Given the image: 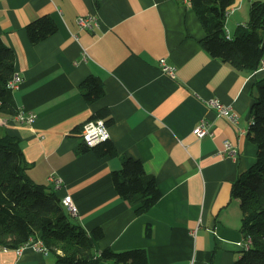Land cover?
<instances>
[{"label":"crops","instance_id":"obj_1","mask_svg":"<svg viewBox=\"0 0 264 264\" xmlns=\"http://www.w3.org/2000/svg\"><path fill=\"white\" fill-rule=\"evenodd\" d=\"M251 1L228 7L229 35L246 22ZM42 15L57 28L32 43L25 26ZM80 15L96 16L98 25L80 28ZM0 35L21 77L12 90L16 105L35 113L32 123L0 115V125L21 139L29 177L61 199L69 195L86 231L101 228L97 253L143 248L147 264H233L243 234L231 187L256 159L248 127L264 67L240 70L203 49L205 30L189 0H0ZM160 57L175 66L173 76L161 70ZM89 75L104 87L92 102L81 93ZM209 98L237 112V121L218 116ZM100 107L109 111L117 155L81 149L78 130ZM202 118L211 133L197 137L192 129ZM225 139L236 157L219 151ZM122 156L141 160L156 178L161 195L144 213L115 190L111 173ZM54 259L30 245L0 247V264Z\"/></svg>","mask_w":264,"mask_h":264},{"label":"trees","instance_id":"obj_2","mask_svg":"<svg viewBox=\"0 0 264 264\" xmlns=\"http://www.w3.org/2000/svg\"><path fill=\"white\" fill-rule=\"evenodd\" d=\"M234 0H189L205 30L199 40L211 56L233 67L254 71L264 57V0H252L248 18L227 36V8ZM27 36L37 43L54 33L57 25L49 15H42L25 26ZM15 53L0 35V115L12 117L18 109L8 81L15 73ZM254 101L250 112L252 123L248 136L256 144L255 162L243 171L231 187V197L239 199L240 230L251 236L248 249L239 250L233 264H264V77L253 83ZM81 93L87 102L104 93L101 78L89 75L81 82ZM110 121L109 111L98 108L90 120ZM79 126L76 128L78 129ZM82 150L93 149L97 155H117L109 138L92 146L84 142ZM21 139L0 125V247L18 248L30 239H41L49 253L51 264H147L143 248L113 250L105 247L97 254L95 242L103 236L100 227L86 231L62 202L54 188L36 182L27 173ZM117 194L137 204L135 212H146L160 197L155 176L147 172L141 160L122 156L121 166L111 173Z\"/></svg>","mask_w":264,"mask_h":264},{"label":"built area","instance_id":"obj_3","mask_svg":"<svg viewBox=\"0 0 264 264\" xmlns=\"http://www.w3.org/2000/svg\"><path fill=\"white\" fill-rule=\"evenodd\" d=\"M184 1H187V0H184ZM230 9L231 8H228L227 12H230ZM227 12H226V15H227ZM76 21L80 28H92L93 26L98 25V19L94 15H80L77 17ZM227 36H230V35L227 34ZM159 66L163 72L167 73L170 76L174 75L175 66L167 63L165 57L159 58ZM260 67L262 68L264 67V57L260 61L259 68ZM20 79L21 77L18 74V78L10 79L7 85L16 87ZM205 103L207 104V106L214 108L218 116H222L230 122L237 121L238 116H239L238 113L235 112L233 109H231L229 106L222 103L219 99L209 98L205 101ZM12 118L20 123H32L35 119V113H33L32 111H28V110H24L20 108V113H15L12 116ZM98 121H103V125L101 126L98 123ZM192 132L197 137H203L207 134H210L211 133L210 122L204 118L200 119V121L193 127ZM105 133H107V138H108L109 137L108 127L102 118L87 120L81 125L80 129L78 130V134L82 138V141L88 146H92L96 143L90 145L88 139L86 138L90 137L91 140L100 142L102 140H105V139H100V137L103 136ZM219 151L221 153H226L227 155H231L234 157H236L238 154L237 147L228 139L224 140L223 146ZM62 202L64 203L67 210L71 214L76 215V207L69 195H66L65 197H63ZM245 243H247V241H246V237L243 235L242 241H240L239 243L240 247L241 248L244 247ZM25 245H30L38 251L47 253V251L44 250V245L40 242V239H30L29 241L25 243ZM22 247L23 246H19L16 249L19 250Z\"/></svg>","mask_w":264,"mask_h":264},{"label":"bare ground","instance_id":"obj_4","mask_svg":"<svg viewBox=\"0 0 264 264\" xmlns=\"http://www.w3.org/2000/svg\"><path fill=\"white\" fill-rule=\"evenodd\" d=\"M232 9H230V11H231ZM227 13H229V12H227ZM18 78V73H14L13 74V76L11 77V79H17ZM10 89H14L15 87H13V86H8ZM16 113H20V107H18V109H17V112ZM250 123H252V118H251V120H250ZM250 123H249V125H250ZM245 237H246V241H247V243H245L244 244V247H242L241 249H248L249 248V246H250V244H251V236L249 235V234H247V235H244ZM40 242L44 245V243H43V241L40 239ZM21 246H25V244H23V245H21ZM44 250L45 251H47L48 252V250H47V248H46V246L44 245Z\"/></svg>","mask_w":264,"mask_h":264},{"label":"clouds","instance_id":"obj_5","mask_svg":"<svg viewBox=\"0 0 264 264\" xmlns=\"http://www.w3.org/2000/svg\"><path fill=\"white\" fill-rule=\"evenodd\" d=\"M98 123H99L101 126L103 125V121H98ZM106 138H107V133H105L103 136L100 137V139H106ZM86 139H88L90 145L99 142V141H93V140H91L90 137H88V138H86Z\"/></svg>","mask_w":264,"mask_h":264},{"label":"rangeland","instance_id":"obj_6","mask_svg":"<svg viewBox=\"0 0 264 264\" xmlns=\"http://www.w3.org/2000/svg\"><path fill=\"white\" fill-rule=\"evenodd\" d=\"M226 32H227V29H226ZM227 34H228V32H227ZM229 35V34H228ZM101 264H109L108 262H102Z\"/></svg>","mask_w":264,"mask_h":264}]
</instances>
